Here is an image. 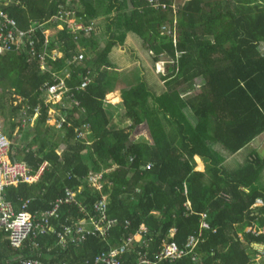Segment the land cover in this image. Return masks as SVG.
<instances>
[{
    "label": "trees",
    "instance_id": "obj_1",
    "mask_svg": "<svg viewBox=\"0 0 264 264\" xmlns=\"http://www.w3.org/2000/svg\"><path fill=\"white\" fill-rule=\"evenodd\" d=\"M159 1L166 8L154 7L147 0H10L5 7L24 29L46 22L62 7H75V15L85 26L103 17L106 29L102 36L108 39L100 50L101 39L93 32L84 37L66 27L59 30L58 20L44 23V28L57 30L50 45L64 55L56 61L47 58L46 70L42 71L25 52L0 56L2 125H6V106L13 95L28 99L31 116L32 108L43 104L42 85L52 83L55 76L69 70L66 83L72 86L80 83L88 68L98 74L83 90L73 88L78 106L70 110L61 107L69 127H42L47 120L43 106L31 131L23 132L20 120L9 124L7 136L17 144L11 145L13 157L33 170L42 162H47L48 168L35 184L7 188L6 199L16 208L20 200L29 197L27 211L43 212L51 210L57 197L66 194L64 188L81 186L79 200L88 213H94L93 205L106 194L107 214L118 223L106 239L89 236L65 248L59 245L55 233L38 234L20 250L0 240V261L20 253L46 264H104L97 262V257L141 225L152 238L142 251L148 250L153 261L164 242L173 241L183 248L190 235L200 232L193 252L177 261L158 264H248L258 250L255 244L264 242V152L262 156L253 153L241 165L228 169L225 157L214 150L220 144L233 155L264 134V55L256 52L258 43H264V0H183L177 6L176 0ZM163 26L167 28L165 34ZM117 27L140 37L143 47L153 52L155 62L162 56L174 61L169 68L174 75L166 77L171 80L164 93L153 95L145 83L124 90L123 116L133 122L124 129L111 128L103 106L112 83L101 65L112 67L106 56L116 45ZM168 29L174 34H168ZM36 35L42 43L43 34L37 30ZM78 45L94 56L83 65L73 66L70 59ZM196 78L203 83L201 91L183 97L185 90L193 89L190 85ZM143 122L152 141H131V129ZM83 124L91 127L96 138L91 145L75 139V129L80 130ZM16 126L18 130L12 136ZM194 156L205 163L204 172L193 171ZM90 173L102 175L105 183L101 191L88 185ZM257 199L262 204L256 205ZM186 200L189 209L184 205ZM58 212L60 218L51 220L57 231L67 218L82 216L74 203L60 206ZM201 214L206 215L208 229H201ZM245 228L259 231V236L246 233ZM172 229L176 230L174 236ZM121 261L137 262L129 250L122 254Z\"/></svg>",
    "mask_w": 264,
    "mask_h": 264
},
{
    "label": "built area",
    "instance_id": "obj_2",
    "mask_svg": "<svg viewBox=\"0 0 264 264\" xmlns=\"http://www.w3.org/2000/svg\"><path fill=\"white\" fill-rule=\"evenodd\" d=\"M152 6L166 8L164 3H159L158 0H147ZM10 0H0V56L5 54H22L25 52L32 59L34 58L39 68L44 71L46 65L44 61L51 57L53 61L57 58H61V52L58 50L49 49L48 28H44V23H51L53 21H63L65 24L60 23L58 28L63 29L66 27L69 30H76L77 28H84L79 23H71L68 18L71 16L70 11L66 8H61L58 14L52 16L46 22L38 24V26H28L22 29L18 26L16 20L11 17L5 10V7L9 4ZM17 2V1H16ZM167 29L165 26L163 30ZM39 30L43 34V42L40 43L36 31ZM87 32V31H85ZM168 34H174L173 31L167 30ZM176 42V40H174ZM41 44L40 51H37V46ZM257 50V48H256ZM260 51H264L259 47ZM264 55V53L262 54ZM83 59L82 54L74 56L73 62H81ZM89 82L85 77L81 86H85ZM51 95V99L54 101H60L63 96V92L70 91L71 87H67L63 84V80L60 84H52L48 88ZM62 90L61 97L56 100L59 91ZM15 96V95H13ZM66 97L73 101V95L69 92ZM64 107L65 106H61ZM20 119V118H19ZM21 120V119H20ZM10 143L6 136L0 132V233L3 235L0 240L8 242V246L11 248H22L28 239L34 238L38 234H46L47 232H53L58 236V239L62 245L71 243L77 245L80 242L85 241L89 236H95L106 239L109 235V231L118 223L115 218H109L108 202L103 197L95 203L93 211L94 213H88L84 206H80V212L82 216L69 217L63 224L60 225V230H55L51 223L50 218L57 215V209L60 205L71 204L75 202V192L67 189V195L63 199L57 200L54 210L41 214L39 217L35 213L27 211L29 201H25L21 207L16 211L13 206L5 201L2 196L4 189L10 185H16L19 182L32 183L38 181L42 175L44 168L47 164L43 163L39 169L35 172H31V169L22 162L11 161L8 155ZM147 168H150L148 166ZM128 225V222H125ZM149 231L146 226L142 225L134 233L121 238L119 244L111 247L107 252L102 253L97 257V262L104 264H123L122 254L125 251H131L135 254L136 264H158L159 261L169 260L171 261L177 256L181 255L175 242H164L162 249L155 253L156 260H152L148 256L146 251H142L143 248H148L152 238L148 237ZM193 238H189L187 245H190ZM140 246V247H138ZM15 260V261H12ZM15 262V263H14ZM0 264H46L42 261L34 258L24 257L21 254H17L13 259L6 258V260L0 261ZM52 264H59L58 262Z\"/></svg>",
    "mask_w": 264,
    "mask_h": 264
},
{
    "label": "crops",
    "instance_id": "obj_3",
    "mask_svg": "<svg viewBox=\"0 0 264 264\" xmlns=\"http://www.w3.org/2000/svg\"><path fill=\"white\" fill-rule=\"evenodd\" d=\"M175 3L177 4V2ZM74 8L75 7L73 8L69 7V9L67 8V11H70L71 13V16L68 18V21L73 24L77 22L81 24L82 26V21L80 20V18H78L75 15ZM102 20H103V17L93 20V26H94L93 35H95V37H98L100 39H103L104 37L102 36L103 32L101 31L100 26H97V24H100ZM60 23L65 24L63 21H60ZM44 26H46V24H43V27ZM58 29L62 30L61 28H58ZM48 30L49 31L47 35L49 39V48H51L52 50L55 49V50L60 51L61 57H63L64 53L61 49L56 48V47H51L50 45V38H52L55 34H57V30L49 29V28ZM117 30H118V27L115 28L116 33H115L114 41L116 45L112 47L110 53L106 56L108 58V61L112 64V67H107L104 65L101 66V71H103V69H107L109 80L112 83L111 89L109 90V92L106 93L103 99V102H104L103 106L106 109V112L108 113V116L110 119V126L113 128H119V127L125 128V127H128L133 122L129 121L128 119H125L123 116L124 106L121 105V102L124 99L123 97L124 90L130 89L131 87H136L139 83H145L153 95H160L164 93L168 89L167 83L171 80V78H166V77H171L174 75L171 73V70L169 69L174 64V61H172L171 58L165 56V62H163L164 60L162 59H160L158 62H155L153 53L148 52L143 47V41L140 37H138L134 33H131L129 30H126L125 27H121V29H119L118 32ZM133 38L134 40L131 41V39ZM140 40L142 41V45H140L141 43ZM103 46L106 47L104 43H103ZM78 47L79 49L75 50L74 54L81 53L84 55V61L82 63H78L80 65H83V63L90 60V58L93 57L94 55L92 51L91 52L84 51V47H80L79 45ZM85 53L88 54L86 55L87 57L85 56ZM102 61L106 62L104 58H102ZM128 61L133 62V65L128 67V63H127ZM161 63L165 64L164 65L165 69L163 70V72L157 71V68H161L162 66ZM91 68H88V70L86 69L85 71V76L88 77L89 82H90V78L95 79L98 77V74L91 72L93 71L91 70ZM164 75H165V80L163 79ZM202 85L203 83L201 82L200 78H196V80L194 79L191 82L190 86L193 87V89L191 90L197 89L196 92L198 93L200 92ZM186 86L187 84L183 86L181 89L184 90ZM191 90L190 89L185 90V93H184L185 95L183 94L182 96L183 97L192 96L193 95L192 92H189ZM150 101H153L152 96L150 98ZM61 106H63V103L62 105L59 106V108H61ZM65 109L67 110L66 107ZM62 114L63 116L67 115L66 112L63 113V110H62ZM17 120H20V119H17ZM16 128L18 130V126H16ZM16 132L14 128L12 135L15 136ZM5 136L8 138L7 135ZM130 139H133L136 141L146 139V140H150L151 142L152 141L151 134H150L147 123L143 122L139 125H136L133 129H131ZM214 150L217 153H220L221 155L225 157V164L227 168L229 167L228 169H234L235 167H237V165H241L242 163H244V161L248 159L253 153H257L261 156L263 155L264 134H261L260 136H258L255 140H253L247 146H245L243 150L233 155L229 154V152L225 150V148L220 144L215 145ZM193 161H194L193 171L204 172L206 170L205 163L202 161L201 158H199L198 156H194ZM263 174H264V170H263ZM262 180H263L262 183H264V176ZM183 189H184V195L186 196V192H187L186 186H184ZM184 205L186 207H190V202L186 200ZM253 209L254 207L251 208L250 210H253ZM153 214H157V213L153 212ZM245 229H248V228H245ZM262 231L264 232V229ZM241 239H242V235H241Z\"/></svg>",
    "mask_w": 264,
    "mask_h": 264
},
{
    "label": "rangeland",
    "instance_id": "obj_4",
    "mask_svg": "<svg viewBox=\"0 0 264 264\" xmlns=\"http://www.w3.org/2000/svg\"><path fill=\"white\" fill-rule=\"evenodd\" d=\"M180 1L182 2L183 0H177L176 2H177V4H178V2L180 3ZM158 2L159 3H162V2H160L159 0H158ZM149 3V2H148ZM150 4V3H149ZM177 4L175 3V5L177 6ZM159 7H162L161 5L159 6ZM163 8V7H162ZM93 22V21H92ZM95 22V21H94ZM103 22V21H102ZM100 23V24H97V26H100V28H101V31L102 32H104L105 31V29H106V24H105V22H104V24H105V26H104V24L103 23ZM82 26L84 27V28H77L76 30L74 29V30H70V31H73V32H81V34L84 36V37H88L89 35H91V33L93 32L94 33V26H93V23H89V24H87V26H85V24H83L82 23ZM175 26H176V22H175ZM164 27V26H163ZM163 27H162V34H165V31L163 30ZM85 31H87V32H85ZM85 35H87V36H85ZM102 35L104 36V33H102ZM134 37V36H133ZM135 38V37H134ZM134 38L133 39H131V41H133L134 40ZM177 38V33H176V27H175V36H174V39H176ZM99 39V38H98ZM105 40H108L107 38H104V39H101V40H99V49L100 50H103L105 47L103 46V43H104V45H106V42H105ZM104 41V42H103ZM136 41V40H135ZM141 41V40H140ZM264 43L263 42H259L258 43V45H257V50H256V52L257 53H260V54H263L264 53V51H260L259 50V47H263L264 45H263ZM140 45H142V41H141V43H140ZM262 45V46H261ZM79 49V47L77 48V49H75V50H78ZM263 49V48H262ZM84 51H86V50H84ZM149 52V51H148ZM153 53V52H152ZM78 54H81V53H76V54H73V56L71 57V59H70V64L71 65H73V66H76V65H80V64H78L77 62H73V58H74V56H77ZM151 54V53H150ZM83 55V54H82ZM86 55H88V54H86L85 53V56ZM87 57V56H86ZM162 60H164L163 62H165V56H163L162 58H161ZM84 61V55H83V59L81 60V62H79V63H82ZM103 62V61H102ZM128 63V67H130L131 65H133V62H130V61H128L127 62ZM161 68H157V71H161V72H163V70L165 69V64L164 63H161ZM102 66V65H101ZM104 67V66H103ZM103 70H105V69H103ZM135 73H137V72H135ZM85 77H87V76H83L82 77V79H81V81H80V83H78V84H76V85H72V86H69V85H67V83H66V80H68V79H70V71L69 70H67V71H65V73H64V75H58V76H55L54 77V79H53V82L52 83H49V82H46V83H44L43 85H42V100H43V104L41 105V104H39V105H37V106H34V108H32V114H31V116H29L28 115V108L31 106L30 104H29V102H28V99H25V98H23L22 96H20V95H18V96H14V97H12V98H10V103L6 106V110H7V112H5L6 113V115H7V117H6V125H2V120H3V117H2V115H1V113H0V132L2 133V134H5V135H7V133L6 132H8V130H7V128H8V126H10L9 124L10 123H13L12 121H14V123H16V121H19V120H17V119H21L20 120V128H21V130L24 132V131H31L30 129H32L33 127H34V124L36 123V121H37V118H38V116L40 115V110H41V106H43L44 108H46L47 109V120H46V123H43L42 124V127H47V126H53V127H57V128H61L62 127V125L64 124V125H66L67 127H69L70 126V122H68L67 121V119H66V116L67 115H65V116H63V114H62V109L61 108H59V106L60 105H62V103H63V105L67 108V110H70L72 107H74V106H78V100L77 99H75L74 97H73V101H71V100H69L67 97H66V95L69 93V92H71L72 93V95H73V92H72V90H73V88L74 89H76V90H83L89 83H92V82H94L93 80H95V79H92V78H90V82H88L85 86H81V83L83 82V80H84V78ZM88 78V77H87ZM63 80V84L65 85V86H67V87H71V90L70 91H64L63 92V96H62V99L60 100V101H54V100H52L51 99V95L52 94H50V92H49V90H48V88H49V86L50 85H52V84H60V82ZM89 80V79H88ZM185 86V85H184ZM197 91V89H195V90H191V91H189V92H192V94H194V93H197L196 92ZM200 91H201V89H200ZM11 94H13V93H10V95ZM61 94H62V90H60L59 91V94H58V96L56 97V100H58L60 97H61ZM186 97V96H185ZM115 100V99H114ZM74 117L76 116V115H73ZM78 116V115H77ZM130 121V120H129ZM131 126V124L128 126V127H130ZM111 128H113V127H111ZM120 128V127H119ZM119 128H113V129H119ZM126 128V127H125ZM124 129V128H123ZM17 131V128L15 127V132ZM75 132H76V136H75V139H81V140H83L84 142H85V144H87V145H91L95 140H96V138L94 139L93 138V135H92V129H91V127H89V125L88 124H83L82 126H81V129L80 130H78V129H75ZM16 134V133H15ZM13 136V135H12ZM88 137H91V138H88ZM7 138V137H6ZM130 138H131V136H130ZM149 139V138H148ZM7 140L9 141V143H10V146H9V149H8V155H9V157H10V159H11V161H13V162H22V163H25L26 165H27V163L25 162V161H23V160H19V159H17L16 157H13V153L11 152V145L13 146L14 144L15 145H17L15 142H13V140H10V139H8L7 138ZM131 141H134L133 139H130ZM150 141V140H149ZM19 144H21V143H19ZM23 145V144H22ZM61 151H62V149L60 148V150H59V154L61 153ZM43 163H46L47 164V166H46V168H44V170H43V172H42V175H43V173H44V171H46L47 170V168H48V163L47 162H42L41 164H39L38 165V167L35 169V170H33L31 167H29L28 165V167L31 169V172L33 171V172H35L37 169H39V167L43 164ZM42 175L39 177V179L42 177ZM39 179H38V181H39ZM38 181H36V182H32V183H26V182H19V183H17L16 185H10V186H8V187H6L5 189H4V191L2 192V196H3V199L5 200V201H7V202H9L12 206H13V208H14V210H18L20 207H21V205L25 202V201H29V203H28V206L30 205V203H31V199H29V197H28V199H25V200H20L19 201V205L15 208L14 207V205H13V203L11 202V201H9V200H7L6 199V196H5V193H6V189L7 188H10L11 186H17L18 184H27V185H32V184H35V183H37ZM87 182H88V185H90L91 187H93V188H96L97 190H99V191H101L102 190V188H103V184L105 183L104 181H103V179H102V175L101 174H89V176L87 177ZM81 186H78L75 190H71V191H74L75 192V202H72V203H74V204H76V205H78V207H79V210H80V206H83L82 205V202H81V200H79V193H81ZM65 189V191H66V194L64 195V196H61V197H57V199L52 203L53 204V208L51 209V210H46V211H43V212H41V211H35V212H33V214L35 213V215L37 216V217H39L41 214H44V213H47V212H50V211H52V210H54L55 209V207H56V203H57V200H59V199H63V197H65L66 195H67V189L68 188H64ZM70 190V189H69ZM103 197H105V200L108 202V199H107V195L106 194H101V199L100 200H102L103 199ZM99 201V200H98ZM97 201V202H98ZM63 205H70V204H63ZM95 205V204H94ZM94 205H93V208H94ZM108 205H109V203H108ZM60 206H62V205H60ZM60 208V207H59ZM58 208V209H59ZM27 209H28V207H27ZM58 209H57V215L58 216H54V217H51L50 218V220H52V219H56V218H60V214H59V212H58ZM32 213V212H31ZM93 214V213H92ZM142 226V225H141ZM145 226V225H144ZM140 228V227H139ZM47 233H53V232H47ZM46 233V234H47ZM56 235V234H55ZM242 235V234H241ZM36 237V236H35ZM34 237V238H35ZM241 237V236H240ZM56 238H57V242L59 243V245L62 247V248H65L66 246H68V244H70L69 242L68 243H66L65 245H62L61 243H60V241H59V239H58V236L56 235ZM31 240H32V238L31 239H28L27 241H26V243L27 242H31ZM242 240H243V237H242ZM25 243V244H26ZM138 247H140V246H138ZM11 248V247H10ZM22 248H24V246L22 247ZM22 248H12L13 250H20V249H22ZM141 248V247H140ZM142 249H143V247H142ZM17 254H20V253H16V254H13L12 256H10L9 257V259L11 260V259H13ZM29 258H32V257H29ZM35 259V258H34ZM12 261H15V260H12ZM55 263V262H54Z\"/></svg>",
    "mask_w": 264,
    "mask_h": 264
},
{
    "label": "bare ground",
    "instance_id": "obj_5",
    "mask_svg": "<svg viewBox=\"0 0 264 264\" xmlns=\"http://www.w3.org/2000/svg\"><path fill=\"white\" fill-rule=\"evenodd\" d=\"M264 45V44H263ZM264 49V46L262 47ZM255 204L256 205H260L262 204V201L260 199H257L255 201ZM186 208H190V207H186ZM206 215L205 214H201V229H208V225L206 223H204V219H205ZM245 232L246 233H250V234H253L255 237H258L259 236V231H256V230H252L251 228H248V229H245ZM171 233L172 235L174 236L175 233H176V230L175 229H172L171 230ZM200 232L197 236L195 235H190L187 239V241L184 243V247L183 248H180L177 244V247L179 249V251H181V255L185 256L188 252H193L194 248L198 245L200 239ZM241 236V234H240ZM193 238V241L190 245H187L188 243V240L189 238ZM241 238V237H240ZM256 247H258V250L254 253V255L251 256L248 264H264V242L259 245V244H255ZM180 256H177L175 257L174 259H172L171 261L169 262H174V261H177L178 258L181 257ZM194 256L196 257L197 256V253L194 252Z\"/></svg>",
    "mask_w": 264,
    "mask_h": 264
}]
</instances>
